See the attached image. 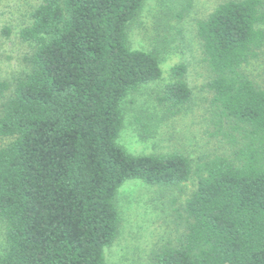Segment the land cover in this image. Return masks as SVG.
Instances as JSON below:
<instances>
[{"label":"trees","instance_id":"1","mask_svg":"<svg viewBox=\"0 0 264 264\" xmlns=\"http://www.w3.org/2000/svg\"><path fill=\"white\" fill-rule=\"evenodd\" d=\"M144 1L39 0L21 16L26 68L0 80V264H107L118 188L190 178L177 210L183 232L150 264H264V81L244 68L264 51V0H223L196 22L210 135L228 145L196 159L118 142L127 96L162 73L158 50L128 43ZM12 28L3 21L0 37ZM186 71L171 66L156 97L167 114L191 99Z\"/></svg>","mask_w":264,"mask_h":264},{"label":"rangeland","instance_id":"2","mask_svg":"<svg viewBox=\"0 0 264 264\" xmlns=\"http://www.w3.org/2000/svg\"><path fill=\"white\" fill-rule=\"evenodd\" d=\"M39 0H0V24L13 25L8 38L0 37V80H10L26 68L27 44L16 36L21 16ZM223 0H145L127 27L130 47L158 50L161 76L130 93L123 105V123L118 142L132 154L180 152L191 159L226 153L228 145L211 136V92L206 83L211 74L196 36V22L205 18ZM187 65L186 82L191 99L178 113L167 114L157 95L170 80V68ZM256 83L264 81V51L244 66ZM195 186L194 179L175 187L149 185L132 179L117 190L120 221L115 239L104 248L107 264H150L162 246L174 243L183 232L178 208ZM2 226L0 224V244Z\"/></svg>","mask_w":264,"mask_h":264}]
</instances>
